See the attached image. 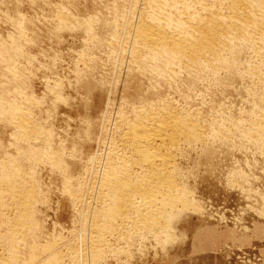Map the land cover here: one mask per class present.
<instances>
[{"label":"rangeland","instance_id":"1","mask_svg":"<svg viewBox=\"0 0 264 264\" xmlns=\"http://www.w3.org/2000/svg\"><path fill=\"white\" fill-rule=\"evenodd\" d=\"M173 1L198 9L212 0ZM146 14L145 0H0L1 194L8 183L30 190L22 215L0 194V264H264V137L251 120L264 115L252 71L263 74L264 48L262 57L237 44L216 71L167 65L133 42ZM138 106L175 109L203 130L205 140L170 152L188 211L156 232L132 212L105 229L96 175ZM20 111L28 133L15 127Z\"/></svg>","mask_w":264,"mask_h":264},{"label":"bare ground","instance_id":"2","mask_svg":"<svg viewBox=\"0 0 264 264\" xmlns=\"http://www.w3.org/2000/svg\"><path fill=\"white\" fill-rule=\"evenodd\" d=\"M195 2H197V0ZM203 3L199 4V7L197 6L198 7L197 9L196 7L193 8L192 6H190V4L182 5L180 3L174 2L173 0L172 1L170 0H145L147 9L149 7V10L151 11V15L150 14L147 15L148 14L147 13L146 15L148 18H146V20L140 21V23L137 24V26L135 27V30L133 32L134 33L133 38H132L134 44L138 47L140 51H145L148 54L149 53L152 54L153 55L152 59L154 61H158V62L165 61L167 65L168 63H172L174 65L176 63H179V62L181 63L184 61V63H187V65L189 63L190 65L192 64V66H194L195 64H198L196 65L197 67L199 66V64H201L202 67H204L202 70H206V71L207 70L213 71V69H215L216 67L218 68L222 67L223 64H225V55L227 53L229 55V52L230 53L234 52L233 50H236L235 48L239 47L237 44L241 45V43H246L247 45V43H249L250 47L253 46L255 48V51L257 49L256 52H258V54L257 53L256 54L258 56H259V53L260 54L263 53L264 50L262 51L261 48H264V0H212L211 3L209 2L206 4H203ZM171 11H175V13L177 12L179 14L178 20L170 17ZM181 16H183L182 17L183 19L181 18ZM235 45L237 46L235 47ZM227 64H229L228 61H227ZM253 67L254 66H252V68ZM262 68L264 70V63H263ZM252 71H253V74L256 75V77H253V78H256L258 83L260 82L261 85L264 86V72H262L263 74H260V73L258 74L256 72L258 70L255 68L252 69ZM261 99H262V96H261ZM162 107L163 108L158 107V109H150V110L145 109L142 106L132 108V112H130V115L128 116V118L126 117V119L123 121L124 123L122 124L121 129L119 128L121 133L118 137L117 143L111 147L109 154H107V156L104 157V159H102L103 161H100V164H102V165L99 164L101 170L99 169L100 171L98 175L95 174L96 176H98V178L100 177L99 179L100 185L97 184L99 186L98 187L99 193L97 192L96 193L98 194L97 199H100L101 202L103 203L101 204L102 206H100L101 209L99 210L96 209V210L99 214L101 213L104 216H107L109 214L110 216V218L108 219L107 217L109 216H107L106 219L103 218L104 216L103 217L100 216L102 218L101 220L105 219L103 220L104 222L103 227H105V229L106 228L112 229L113 228L112 223H114V220L118 219L122 221V219L124 220V218L127 217L128 214L131 212L132 214H130V216L133 214H136L135 223L137 222L141 224L142 226H144V227L141 226L143 229L144 228L158 229V227H160L159 224L162 220L167 221L165 218L167 215L171 217L170 215L173 211L175 212L176 210H179V209H186L188 206L187 200L184 197L186 195L185 194L186 192L184 193L185 195L181 192L184 195L182 196L179 189H177L178 187L176 188L175 183H173V180L176 179L175 177H174L175 179H173V176H172L174 172V171L172 172V169L174 168L173 167L174 157L172 159L170 152L180 151L179 148L182 145H188L189 147V145L191 144L205 140L203 130L199 126V124L195 122V120L188 118V116H185L184 113H180L179 111L175 109H169L164 106ZM21 111L17 113H12L14 114L13 115L14 120H17L15 127L21 130L22 133H28L30 130V127L26 123L27 120L26 121L21 120L20 118L22 115ZM251 117H252L251 120H253L254 122V127L250 123L249 124L253 127L254 132H256L259 136L264 137V115L263 116L253 115ZM247 133H249V131H247ZM260 144L258 143V145ZM97 162L99 161L97 160ZM4 183L2 181V185ZM7 186L8 187L4 193V196L1 194L4 189V188L2 189V187L4 186L0 187V194L5 198V200L8 197L7 200H9L11 203L10 208H11V205H14L15 207L14 206L12 207H14L17 210L16 212L22 215L23 212L27 210V204H28L27 197L29 196L27 194H29L30 192V190L28 189V186L27 187L21 186L22 189L18 191H16L12 187V185H10V183H8ZM16 187L18 188V186ZM1 195H0V198H1ZM34 197L35 196H33V198ZM1 200L2 199H0V202ZM2 203L4 202L3 201L1 202L0 207L2 206L4 208ZM5 203L7 207L8 202L5 201ZM6 207L5 209L7 211ZM1 211H0V215L2 213ZM3 213H2V216L4 215ZM8 214H10V212ZM19 214H18V217H19ZM173 215H172V219H173ZM5 218L8 219V215ZM4 220L6 219L3 218V220L1 221H4ZM20 220L18 221L19 224L16 222L18 226L15 223H13L15 224V227H14L15 230H13L10 227L12 223H9L10 224L9 227L12 229V232H14L13 234L17 232L20 226H22V222H20ZM9 221H12V220L9 219ZM87 221L89 220L87 219ZM165 221H163L164 222L163 224H165ZM103 222L101 221V223ZM5 226L7 225L5 224ZM97 228L99 229V227ZM156 229H155V232H156ZM100 230H102V228ZM160 230L158 231L159 232L158 235H160L161 233ZM12 232H11L12 237L10 233L7 234V236L9 235V237H11L12 239H15V236H13ZM122 235L124 234L122 233ZM163 235L165 234L163 233ZM8 238H6V240ZM122 240H123V237H122ZM13 249H14V246H13ZM105 254H107V252ZM96 256L99 257V254L96 253ZM54 260H58V258ZM81 264H82V261H81Z\"/></svg>","mask_w":264,"mask_h":264}]
</instances>
